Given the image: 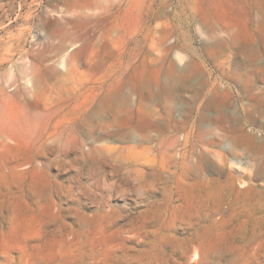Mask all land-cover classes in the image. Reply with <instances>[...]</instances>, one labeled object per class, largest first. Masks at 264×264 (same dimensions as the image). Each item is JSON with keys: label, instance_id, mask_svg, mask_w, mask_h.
<instances>
[{"label": "rangeland", "instance_id": "obj_1", "mask_svg": "<svg viewBox=\"0 0 264 264\" xmlns=\"http://www.w3.org/2000/svg\"><path fill=\"white\" fill-rule=\"evenodd\" d=\"M139 4L151 21L136 35L132 103L148 80L149 125L120 100L116 117L139 124L101 141L149 149L60 170L32 161L28 141L0 138V264H264V0ZM124 6L97 21L83 0H0V87L16 75L37 107L59 103L84 43L72 74L81 95L47 122H111L87 109L97 93L130 92L132 43L111 30ZM16 103L2 98L0 115Z\"/></svg>", "mask_w": 264, "mask_h": 264}, {"label": "bare ground", "instance_id": "obj_2", "mask_svg": "<svg viewBox=\"0 0 264 264\" xmlns=\"http://www.w3.org/2000/svg\"><path fill=\"white\" fill-rule=\"evenodd\" d=\"M83 1L91 5L93 9L98 8V10H100L95 16L97 21H101L102 19L106 20L108 18L106 16L107 11L115 7L121 8L122 3H126V6H124L122 8L123 10L120 12V15L117 18H114L116 21L111 26V30L121 29L126 40L130 39L129 41L132 43L130 92L126 96H123L121 92L115 90L96 94L93 99L97 100L96 104L88 108L87 111L93 108L92 110H95V113L98 116H103L106 112L114 113L111 122L101 124L96 130L92 126L85 127L83 124L76 122H47L50 117H56L60 114L62 107H65V105L63 106L62 104H67L81 95V93L78 92V85L74 82L72 74L75 67L74 62H77L87 53L88 47L84 43L76 44L71 48L68 59L69 62L67 64L68 69L58 80L60 88L55 97L56 100H59L60 102L55 105L47 108L37 107L34 102V99L37 96V89L34 87L33 89H29L28 92L26 91L31 80L25 79L23 82H19L16 75H10V77L6 79L9 92H5L3 88L0 87V100L2 98H7L17 102V110L14 115H10L7 118H3V116L0 115V138H22L28 141L26 148L28 153L31 154L30 159L33 161L38 157L43 158L45 162L42 166L45 168L57 165L61 170L67 165L74 166L78 161H85L89 157H93V159L95 157H105L106 159L108 158V161L109 158H115V162H118L125 159L122 157V152H127L134 157L135 155L142 153V151H147L149 149L148 145L142 146L141 149H138L135 145H108L103 143L101 139L104 136L120 131L125 126L132 128L133 125L139 124L138 121H134L132 124L128 122V119L123 121L116 117V114L121 111L120 100L124 102V110L128 115L134 116L136 114H142L144 116L141 125L143 128L149 125L146 118L149 115L150 110L148 101L150 91L148 80L145 84V93L142 98H138L135 106L132 103V94L135 93V82L133 79L135 65L133 58L135 55V48L140 42V40H136V35L141 24L146 32L149 30L151 21L150 8H145L140 5L139 0ZM78 38L79 36H74L71 40L73 41ZM63 48L64 44L58 46L56 50L60 51ZM146 66L148 67V61H146ZM33 76L36 80L39 79V76L34 70H32V77ZM45 94V96L50 95L49 92ZM81 114L84 115V112H81ZM38 119L40 121H38ZM146 139L147 142H150L148 134H146ZM5 145H8V142H6ZM158 145L159 148H162L166 145V142L164 139H161L159 140ZM73 151L76 152L75 155H73ZM77 152H79V154ZM48 154H53L54 158L52 159Z\"/></svg>", "mask_w": 264, "mask_h": 264}]
</instances>
